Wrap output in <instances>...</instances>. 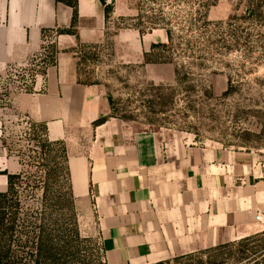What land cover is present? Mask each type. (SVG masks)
Returning a JSON list of instances; mask_svg holds the SVG:
<instances>
[{"label":"crops","instance_id":"obj_1","mask_svg":"<svg viewBox=\"0 0 264 264\" xmlns=\"http://www.w3.org/2000/svg\"><path fill=\"white\" fill-rule=\"evenodd\" d=\"M78 16L77 36L53 40L57 66L35 79L31 93L12 94L3 110L46 123L48 138L66 144L77 211H88L107 264H157L263 232L264 180L255 165L224 149L163 145L154 134L137 133L109 117L98 90L79 83L73 50L103 43L107 19L101 0H78ZM72 18L56 0H0V73L26 65L41 52L42 31L69 29ZM114 39L128 41V59L146 48L135 30ZM3 116L0 194L8 188L3 173L23 169L3 146Z\"/></svg>","mask_w":264,"mask_h":264},{"label":"rangeland","instance_id":"obj_2","mask_svg":"<svg viewBox=\"0 0 264 264\" xmlns=\"http://www.w3.org/2000/svg\"><path fill=\"white\" fill-rule=\"evenodd\" d=\"M148 1L119 0L120 13L109 15L103 43L76 48L79 83L98 90L108 103L109 117L133 131L154 134L163 145L227 150L240 161L255 165L257 180H264V20L246 14L248 0H210L212 6L204 20H199L205 5L200 0ZM162 9L173 42L168 51L151 52V45L167 43L166 31L149 32L151 20H146L155 15L159 18ZM139 15L144 18L140 27L145 34L140 36L146 39V48L143 55L135 50L128 59L123 46L128 41L117 45L114 36L135 30L140 25ZM54 39L55 35L49 34L45 46ZM145 53L159 64H145ZM31 60L0 73L3 146L11 156L23 157L26 176L20 190L24 207L36 204L40 193L34 189L35 182L44 174L33 162L39 157L38 149L26 135L31 134L35 122L3 109H9L12 94L31 86ZM176 69L180 70L178 81ZM229 77L235 91L227 94ZM87 213L78 212L81 236L90 240L82 245L81 254L93 264H107L98 229ZM157 264L186 263L173 258Z\"/></svg>","mask_w":264,"mask_h":264},{"label":"trees","instance_id":"obj_3","mask_svg":"<svg viewBox=\"0 0 264 264\" xmlns=\"http://www.w3.org/2000/svg\"><path fill=\"white\" fill-rule=\"evenodd\" d=\"M56 1L73 10L71 27L42 31L43 46L41 52L32 57L30 61L34 68L31 70V86L25 89L26 93L32 92V86L38 76L45 77L48 69L57 66L59 50L53 41L49 47L45 46L47 36L49 34H54L55 37L77 36L78 0ZM158 1L161 0H149L148 2L155 4ZM200 1L205 5L202 6L203 14L199 11V20H204L206 10L212 5L210 0ZM101 2L105 6V15L108 19L113 12L114 0L109 5L105 0H101ZM246 4V14L251 19L264 20V0H248ZM159 12V18L157 15L146 18V20H151L148 29L149 32L164 29L167 43L151 45V52L156 49L168 51L170 50L169 45L173 42L170 24L162 16L164 15L163 9ZM143 20L144 18L139 15L140 25L135 28L141 36L145 34L140 27L143 25ZM80 45L82 44H79L78 47ZM73 52L76 53V50ZM149 55L148 53L144 54L145 64H159V62L150 61ZM171 63L170 61L166 62V64ZM175 77L178 81L179 69L175 70ZM228 83L227 94H230L235 91L230 77ZM4 96L9 98L10 94L5 93ZM106 121L107 118H102L94 125L100 126ZM30 131L31 134L26 135L35 143L39 156L33 158L36 160L33 162H37L35 164L39 166L36 167L44 173L39 177L41 181L36 180L34 186V189L40 193V197L36 200L35 205L24 207L20 189L26 174L23 172L18 175L3 173L7 176L8 188L6 192L0 194V264H75L76 262L77 264H93L81 254L82 245L90 243V240L83 238L80 233L67 146L63 141H51L48 138L46 123H34L31 125ZM17 157L24 168L22 155ZM40 161L43 164H40ZM175 262H185L186 264H264V231L236 242L175 258Z\"/></svg>","mask_w":264,"mask_h":264},{"label":"water","instance_id":"obj_4","mask_svg":"<svg viewBox=\"0 0 264 264\" xmlns=\"http://www.w3.org/2000/svg\"><path fill=\"white\" fill-rule=\"evenodd\" d=\"M106 4H111L112 1L111 0H105Z\"/></svg>","mask_w":264,"mask_h":264}]
</instances>
